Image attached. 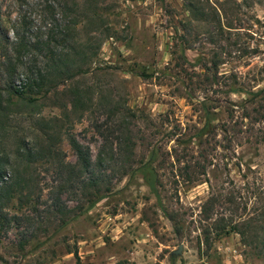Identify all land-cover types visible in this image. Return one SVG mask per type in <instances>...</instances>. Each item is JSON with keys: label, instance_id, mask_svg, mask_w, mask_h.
Returning <instances> with one entry per match:
<instances>
[{"label": "rangeland", "instance_id": "374dc122", "mask_svg": "<svg viewBox=\"0 0 264 264\" xmlns=\"http://www.w3.org/2000/svg\"><path fill=\"white\" fill-rule=\"evenodd\" d=\"M61 3L73 0H0L3 33L23 15L44 34ZM76 3L81 72L54 79L39 114L0 115L12 164L22 139L57 152L16 162L29 188L4 209L0 263L264 264V117L241 107L264 87V0ZM16 62L19 85L45 59ZM234 77L244 91H229ZM72 138L89 148L96 187L75 177Z\"/></svg>", "mask_w": 264, "mask_h": 264}, {"label": "trees", "instance_id": "16d2710c", "mask_svg": "<svg viewBox=\"0 0 264 264\" xmlns=\"http://www.w3.org/2000/svg\"><path fill=\"white\" fill-rule=\"evenodd\" d=\"M15 1L20 6L24 3V0ZM56 6L61 8V13L58 17L55 16L56 12L54 11ZM77 6L76 0H73L72 5L61 3L48 6L50 16L45 19V29L47 28V31L41 35L33 34V29H37V27L33 25L32 21L27 20L25 16L21 15L12 23L11 29L13 37L10 39L7 36V32L3 33V25L0 20V41H6V43L0 45L2 51L0 54V73L5 75L4 83L0 85L1 116L7 118L10 114L18 112L28 113L31 116L39 114L41 111L40 103L38 102L39 97H43L49 92L54 79H70L81 72V63L84 62L83 59L88 57L89 54L80 50V46L83 44L80 43L79 39L73 33L77 29L79 20L76 18L68 20L67 18L68 14L73 10L75 11ZM188 10L190 11V8ZM24 51L40 52L45 62L41 66L35 64V62L23 66L24 70L21 72L25 77L24 82L23 84L20 83L17 85L14 82L19 68V64L16 61ZM214 66L216 68L215 63ZM235 80L236 77L233 78V82L229 86V91H244ZM249 93V99H246L242 102L243 105H241L244 111L243 119L250 118L252 115L254 117L257 116L258 119L264 117L263 104H259L256 110L251 112L246 107V103H250L252 99L255 101L258 96L264 100V87L256 92ZM203 112L205 119L210 120V106H203ZM3 127L4 125H0V129L3 130ZM44 133H47V131ZM46 139L50 141L51 136L46 135ZM70 145L77 156V168L75 166H72V168L76 171L75 177H78V182L85 189L96 187L98 182L94 177L89 148L84 147L73 138L70 139ZM37 149L38 147L36 145H29L28 141L26 142L25 139H22L15 153V158L17 159H15V163H11L9 155L2 156L0 154V223L6 218L4 209L8 206V203L16 197L17 193L26 195L23 190L29 188V181L23 179L22 173L17 169L18 163L16 164V162L20 160V162L25 161L29 164L38 162L42 159L43 155L57 154L51 143L45 146L44 151L38 152ZM99 161L101 162L100 159ZM72 168L70 166L69 172L74 174ZM82 175L85 176L79 180V177ZM149 184L153 185L152 180H150ZM93 196L94 198H89V205L93 204L102 195L96 192ZM25 198L28 201L30 194L27 193ZM51 207L57 213L62 212L60 204L56 201L51 204ZM0 260H2L1 256Z\"/></svg>", "mask_w": 264, "mask_h": 264}, {"label": "water", "instance_id": "95a60500", "mask_svg": "<svg viewBox=\"0 0 264 264\" xmlns=\"http://www.w3.org/2000/svg\"><path fill=\"white\" fill-rule=\"evenodd\" d=\"M180 249V248H179ZM180 250H177L176 252H179Z\"/></svg>", "mask_w": 264, "mask_h": 264}]
</instances>
